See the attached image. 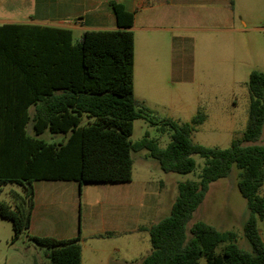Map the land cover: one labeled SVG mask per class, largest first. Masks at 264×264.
Listing matches in <instances>:
<instances>
[{
  "label": "trees",
  "instance_id": "trees-1",
  "mask_svg": "<svg viewBox=\"0 0 264 264\" xmlns=\"http://www.w3.org/2000/svg\"><path fill=\"white\" fill-rule=\"evenodd\" d=\"M118 29L86 31L70 55L61 60L59 96L46 98L36 130L65 135L60 143L33 140L35 147L17 159L11 168L0 169V193L5 185L15 183L22 193L13 192V202L0 201V217L11 221L13 243L30 228L35 206V181H76L84 184L128 183L133 179V151L146 150L166 172L189 174L195 171V156L206 160L198 181L178 184L179 195L169 216L149 228L152 250L142 264H264V240L259 221L264 220V145L247 144L260 139L264 122V72L250 76L251 106L245 133L227 149L196 143L195 126L206 121L204 113L191 123L170 118L158 119L135 98L134 13L111 0ZM72 40L71 31H67ZM49 92H46V96ZM43 111V112H42ZM149 119L151 125L171 131V141L162 148L147 132L133 143L131 136L137 119ZM242 170L239 189L247 199L250 216L244 232L252 250L241 248L237 234L221 231L206 222L188 227L194 213L204 202L210 185L228 177L233 166ZM30 184V185H29ZM107 232L104 236L111 235ZM30 240L46 249L49 264H82L79 238L31 236ZM221 251L217 253V249Z\"/></svg>",
  "mask_w": 264,
  "mask_h": 264
},
{
  "label": "crops",
  "instance_id": "crops-1",
  "mask_svg": "<svg viewBox=\"0 0 264 264\" xmlns=\"http://www.w3.org/2000/svg\"><path fill=\"white\" fill-rule=\"evenodd\" d=\"M27 1H0V11L4 12L0 13V169L17 163V159L7 156L30 153L35 147L33 140L60 143L65 139L64 134L52 133L49 129L42 133L36 130L46 98L59 96L63 91L58 85L61 60L65 55L69 58L70 44L75 46L86 31L118 29L111 0H41L35 13L26 11ZM116 1L135 17L131 28L135 35L134 80L138 48L146 60L154 56L163 59L167 37L171 35L176 65L174 80L190 84L195 81L192 66L198 48L247 30V22L241 16L214 8L206 15H194L187 10L191 3L214 4L219 0ZM67 31H71L72 40ZM155 71L161 76L164 74L161 69ZM157 73L150 70L146 75L152 77ZM46 92L50 95L46 96ZM40 117L45 122L43 113ZM132 184L133 179L128 183L84 185L76 181H35L30 228L20 239L32 247L31 236L79 238L82 264H142L146 256L134 253V249L105 250L103 244L92 243L107 238L104 236L107 232L111 236L137 234L141 220L156 212V194L148 187L132 191ZM5 186L0 201L12 204L13 192L22 193L21 186L16 184L17 189L10 190L9 199H3ZM92 190L100 198L97 208L91 205ZM78 194L85 196L89 204L86 213ZM126 219H129L127 225ZM153 224L149 221L145 229L149 231ZM44 256L39 255L41 262L49 264L46 252Z\"/></svg>",
  "mask_w": 264,
  "mask_h": 264
},
{
  "label": "rangeland",
  "instance_id": "rangeland-1",
  "mask_svg": "<svg viewBox=\"0 0 264 264\" xmlns=\"http://www.w3.org/2000/svg\"><path fill=\"white\" fill-rule=\"evenodd\" d=\"M41 3V0H28L26 11L35 13V8ZM210 8L241 16L247 22L245 27L247 30L205 44L203 49L198 48L192 66L195 81L190 84H181L174 80L173 70L176 65L173 60L174 43L171 35L167 37L166 56L163 59L154 56L146 60L138 48L134 80L135 98L140 106L151 110L158 119L170 118L180 123H191L196 115L204 113L207 116L206 121L195 126L193 140L207 147L227 149L234 140L243 137L247 128L251 106L250 76L253 71L264 72V0L191 3L187 10L194 15H206ZM157 69L163 70V76L155 71ZM150 70L157 73V76H147L146 72L150 74ZM160 127L161 125H151L149 119H137L131 141L135 144L149 132L151 138L157 139L160 146L165 148L171 141V131L163 132ZM247 144L264 145V122L260 139ZM132 157L134 169L131 189L136 191L148 187L151 193L156 194L157 210L152 216L149 214L147 218L141 220V228H138L137 234L109 235L92 243L103 244L105 250L120 248L124 252L126 248L134 249V253L147 257L151 253L152 245L150 233L145 229L146 224L149 221L158 223L170 215L179 195L178 184L198 181L206 160L196 155L195 171L180 174L164 171L157 160L148 157L146 150L133 151ZM241 173L242 170L234 165L228 177L210 185L204 202L194 213L188 227L191 228L196 222L203 221L221 231H233L237 234L239 246L251 251L250 242L244 232L250 209L247 199L239 189ZM12 188L17 189L15 183L5 186L3 199H9ZM260 194L264 195V184ZM78 198L86 213L89 204L86 203L85 196L78 194ZM99 202L97 192L92 190V207L97 208ZM93 219L96 220V215ZM127 221L129 219H126V225ZM258 225L264 240V220L259 221ZM13 237L11 221H0V264H43L39 255L45 257V248L35 243L30 247L24 239L13 243ZM221 249L219 247L217 253ZM200 263L206 264V259H201Z\"/></svg>",
  "mask_w": 264,
  "mask_h": 264
}]
</instances>
